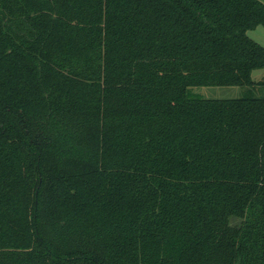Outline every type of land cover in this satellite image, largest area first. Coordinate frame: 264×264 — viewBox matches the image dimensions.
<instances>
[{"label": "trees", "instance_id": "trees-1", "mask_svg": "<svg viewBox=\"0 0 264 264\" xmlns=\"http://www.w3.org/2000/svg\"><path fill=\"white\" fill-rule=\"evenodd\" d=\"M264 0H0V264H264Z\"/></svg>", "mask_w": 264, "mask_h": 264}, {"label": "rangeland", "instance_id": "rangeland-1", "mask_svg": "<svg viewBox=\"0 0 264 264\" xmlns=\"http://www.w3.org/2000/svg\"><path fill=\"white\" fill-rule=\"evenodd\" d=\"M248 35L264 46V26L258 25L248 30ZM254 81L264 79V68L254 69L251 73ZM191 92L205 98H231L240 96H264V85L247 86H192Z\"/></svg>", "mask_w": 264, "mask_h": 264}]
</instances>
